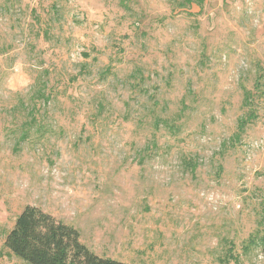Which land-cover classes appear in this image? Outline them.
<instances>
[{
    "label": "rangeland",
    "instance_id": "obj_1",
    "mask_svg": "<svg viewBox=\"0 0 264 264\" xmlns=\"http://www.w3.org/2000/svg\"><path fill=\"white\" fill-rule=\"evenodd\" d=\"M128 264H264V0H0V264L26 206Z\"/></svg>",
    "mask_w": 264,
    "mask_h": 264
},
{
    "label": "trees",
    "instance_id": "obj_2",
    "mask_svg": "<svg viewBox=\"0 0 264 264\" xmlns=\"http://www.w3.org/2000/svg\"><path fill=\"white\" fill-rule=\"evenodd\" d=\"M5 247L28 264H128L102 258L81 242L80 232L35 206H26ZM264 255V236L261 238Z\"/></svg>",
    "mask_w": 264,
    "mask_h": 264
}]
</instances>
